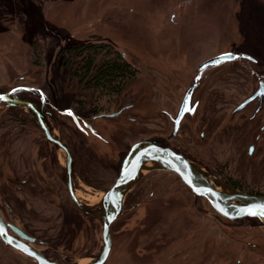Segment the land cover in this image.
I'll use <instances>...</instances> for the list:
<instances>
[{
    "label": "rangeland",
    "instance_id": "obj_1",
    "mask_svg": "<svg viewBox=\"0 0 264 264\" xmlns=\"http://www.w3.org/2000/svg\"><path fill=\"white\" fill-rule=\"evenodd\" d=\"M20 2L24 14L17 11L19 18L9 16L0 24V94L27 87L29 92L19 93L20 99L38 103L35 90H39L52 108L75 115L86 111L88 116L92 115L89 109L113 113L132 104L121 115L93 122L106 142L85 138L90 148L87 170L91 175L86 179L90 184L76 187L78 199L95 204L102 187L114 179L108 166L121 151L136 140L168 131L162 111L176 107L201 62L223 52L248 54L255 62L239 59L222 64L216 75L208 77L202 101L208 125L204 140H199L200 127L192 128L193 153L205 165L231 163L228 172L237 169L235 176L248 183L251 194L264 196V106L253 120L256 102L230 116L232 108L264 78L260 0ZM80 43L108 45L134 65L137 74L121 96L83 90L60 68L57 51ZM21 108H8L0 101V209L6 213L4 206L9 207L11 222L33 236L37 248L51 259L61 264L86 262L101 247V221L97 213L84 214L71 203L60 179L50 177L49 171L42 173L37 150L44 144L43 136L31 121L25 122L28 118ZM255 133L260 134L256 153L247 157L248 140ZM35 158L40 173L35 168L25 170L35 164ZM147 173L143 176H154L151 181L171 195H156L145 205L147 209L125 211L115 221L105 264H264L263 221L214 218L204 199L197 200L200 214L194 197L175 175ZM29 176L37 187L30 181L22 183ZM0 264L35 262L0 242Z\"/></svg>",
    "mask_w": 264,
    "mask_h": 264
},
{
    "label": "flooded vegetation",
    "instance_id": "obj_2",
    "mask_svg": "<svg viewBox=\"0 0 264 264\" xmlns=\"http://www.w3.org/2000/svg\"><path fill=\"white\" fill-rule=\"evenodd\" d=\"M220 66L206 67L204 70L200 72L197 71L198 67L196 68L193 79L197 81L198 85L196 89L193 91L191 100L187 107L189 111L187 112L183 111L182 115L178 117L182 98L188 84L185 87L184 92L181 98L179 99L176 107L170 111L168 110L162 111V116L164 118L163 120L168 126L167 132L161 134L153 133L149 138L139 139L132 142L130 145H128V147L124 152L121 151L118 159H115V162H113V164L110 166L101 163L102 168L107 169L108 166L109 170L114 173V179L107 188L102 187L101 194L105 193L117 178L122 160L127 154L129 148L137 142L143 140H153L159 142L162 146L169 147L176 153L181 154L186 158L190 159L192 162H194L196 165L202 168L205 172L209 173L211 176L218 179V181L228 185L229 187L241 193L252 195L251 190H249V188H246L248 183L242 181L239 176H235L238 175L237 169L235 171L232 170V172H228L227 169L233 167L231 163L230 164L222 163L220 165H216V162H214L212 164L205 165L204 164L205 162L197 159L198 157H196L193 153L194 149L196 148V145L194 141L189 137V134L191 135L193 134L192 128L196 129L200 127L199 140H204L203 138L205 137L206 134L204 128L207 127L208 125V112L205 111V108H202V101L204 94L206 92L205 89V86L207 84L206 80L208 79V77L210 79L211 75H216L221 68ZM190 79H192V77ZM260 80L264 81V78H261ZM24 91L29 92L27 87H22V88L15 87L12 90H10L8 93L0 94V96H4V99H0V101L4 102L8 106V108L14 109V108L22 107L21 110L25 114L24 116L28 118V120H25V122H29L30 124L31 121V124H33L36 128L40 130L43 136L42 139L44 141V144L37 150V157H39L38 160H40L41 163L40 168L43 171L42 173L45 174V171H49L48 174L50 175V177H52L53 175L55 178L60 179L62 187L67 193L71 203L80 212L84 214H91V212H95V214L97 213L96 215H98V218L101 221L100 211L96 203L92 204V203L83 202L80 199H78V195L76 194V191L78 190L76 187L78 186L83 187L85 186L84 184L87 185V183L90 184V182L86 181V179L87 180L89 179L87 178V175L89 176L91 175L87 170L88 169L87 154L90 152V148L88 147L85 138L92 136L93 138H96L101 142H106V140H104L101 134L93 126V122L105 118H113L116 117L117 115H121L123 111L131 109L132 104L128 103L127 105H123L119 107V109L116 110V112L113 113L112 112L94 113L97 108L96 109L93 108V109H89L92 112V115L90 116H88V114L90 113L88 112L86 113V111L79 112L80 114L76 113L75 115L73 113L74 111L72 112L71 110H67V109L59 110L52 108V106L44 100V97L39 90H35V93L39 98L38 103L33 101H28L24 97L20 99L18 95L19 93H23ZM252 92L249 95L245 96L244 99L250 96ZM116 96L118 97L121 96V92L118 93V95ZM259 98L258 97L255 98L253 101L248 103L243 110L234 113L235 108L244 99L241 100L237 105H235L232 108L230 112L231 118L238 113L244 112L251 103L256 102L257 103L256 107L250 115L252 120L255 119L256 116L259 114L260 110H262L264 106V97H259ZM15 101H20V103H17ZM27 104H29L30 106H28ZM65 118H67L70 122L65 121ZM125 118L128 120H132L133 117L125 116ZM259 138H260V134L258 133L257 134L255 133L254 135L250 136L248 140L249 144L245 152L247 157H252L255 155L257 149L256 143L258 142ZM59 152H62L64 158L61 159V154ZM60 160L61 161L63 160V162L61 163ZM34 163L35 164H30L31 166L28 168L25 166L26 167L25 170L29 171L35 168V170L39 172V167H38L39 162L36 160V158ZM25 165H27L26 162ZM155 173L173 174L171 172H167L163 170H154L148 172L147 174L155 175ZM175 176L178 178L180 183H182L179 177L177 175ZM35 177L37 180H39L40 178L37 175ZM31 178H32L31 176H29L28 178L26 177V179L22 180V183L28 184V181H30L29 185H34L35 187H37L36 184H34L33 182H32L33 184L31 183ZM152 179H154V176L145 177L142 175L135 181L134 185L125 193L121 208V214L111 223L109 227L110 238H111L112 225L121 215H123L125 211L137 210L140 208L147 209L148 205L151 203L153 198L156 197V195L159 196H162L164 194L171 195L169 189L167 188L165 189L164 186L157 187L156 184L152 182L153 181ZM77 180H79L81 184L76 182ZM163 184L164 183H162V185ZM252 184L256 186L254 182ZM182 185L184 184L182 183ZM184 187L187 188L185 185ZM160 189L162 190V192L160 191ZM187 190L194 197L195 209L198 211V213L201 214L202 210L201 207H197V200L204 198L195 197L194 194L188 188ZM254 196H259V195H254ZM260 197H264V196H260ZM145 205H147V207H145ZM209 207L212 210L211 212V215L213 214L212 217L215 216L217 218L219 215L211 208L210 205ZM5 208L7 210L6 213H4V211L0 209V219L4 223L5 230L7 231V233L13 237L20 239V237L17 236L10 228L11 226L15 227L29 238L34 239L33 243L24 240L26 243H28L31 247L35 248L36 250L40 251L47 260L58 263L55 260L48 257L46 251L37 248L36 239L33 236L28 235L26 232L20 229L19 226L11 222V217L13 216V213L11 212L9 207L4 206V209ZM225 219L229 221H233L228 218ZM253 219L259 220L258 218H245L244 220L249 221ZM102 248H103V242H102V221H101V247L98 250V252L91 258L95 257L101 251ZM111 250H112V244H111L109 256L111 254Z\"/></svg>",
    "mask_w": 264,
    "mask_h": 264
},
{
    "label": "water",
    "instance_id": "obj_3",
    "mask_svg": "<svg viewBox=\"0 0 264 264\" xmlns=\"http://www.w3.org/2000/svg\"><path fill=\"white\" fill-rule=\"evenodd\" d=\"M225 55H230L232 58L217 62L220 57ZM239 59H247L252 62L255 61L248 54L240 52H223L201 62L197 71L200 72L206 67H216ZM197 85V81L193 79L186 88L178 117L182 115L183 109L188 107L192 93ZM257 97H264L263 80H260L252 94L235 108L234 113L243 110L248 103ZM15 102L20 103V101ZM27 105L30 106L29 104ZM154 170H163L177 175L195 197L204 198L211 208L221 217L233 221L245 218H258L264 222V197L241 193L218 181V179L205 172L190 159L176 153L171 148L164 147L159 142L153 140H143L133 144L129 148L122 160L117 178L96 202L102 221L103 248L95 257L90 258L86 262H69L66 264L106 263L112 244L109 227L121 214L125 193L144 173ZM10 228L20 239L9 235L5 230L4 223L0 219V229L4 232V235L0 236V241L6 247L20 253L25 258L31 259L35 264H58L47 260L40 251L25 242L28 241L33 243L34 239L29 238L15 227L11 226ZM9 240L11 243H9Z\"/></svg>",
    "mask_w": 264,
    "mask_h": 264
},
{
    "label": "trees",
    "instance_id": "obj_4",
    "mask_svg": "<svg viewBox=\"0 0 264 264\" xmlns=\"http://www.w3.org/2000/svg\"><path fill=\"white\" fill-rule=\"evenodd\" d=\"M20 1L0 0V24L9 16L19 18L21 13L17 11L24 14ZM57 59L68 78L76 79L83 90L97 92L99 96L118 95L137 74L134 65L108 45L67 44L57 51Z\"/></svg>",
    "mask_w": 264,
    "mask_h": 264
},
{
    "label": "snow or ice",
    "instance_id": "obj_5",
    "mask_svg": "<svg viewBox=\"0 0 264 264\" xmlns=\"http://www.w3.org/2000/svg\"><path fill=\"white\" fill-rule=\"evenodd\" d=\"M232 57L230 55H225V56H222L219 58V60L217 62H220V60H225V59H231ZM0 99H4V97H0ZM183 111L187 112L189 111V109L187 107H185L183 109ZM4 235V232L2 229H0V236H3ZM9 243H11V241L9 240Z\"/></svg>",
    "mask_w": 264,
    "mask_h": 264
},
{
    "label": "built area",
    "instance_id": "obj_6",
    "mask_svg": "<svg viewBox=\"0 0 264 264\" xmlns=\"http://www.w3.org/2000/svg\"><path fill=\"white\" fill-rule=\"evenodd\" d=\"M263 2H264V0H263Z\"/></svg>",
    "mask_w": 264,
    "mask_h": 264
}]
</instances>
